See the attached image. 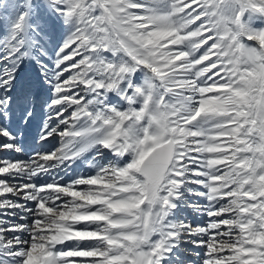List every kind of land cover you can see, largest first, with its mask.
Returning <instances> with one entry per match:
<instances>
[{
	"label": "snow or ice",
	"instance_id": "6c2138e0",
	"mask_svg": "<svg viewBox=\"0 0 264 264\" xmlns=\"http://www.w3.org/2000/svg\"><path fill=\"white\" fill-rule=\"evenodd\" d=\"M0 151V264H264V0H0Z\"/></svg>",
	"mask_w": 264,
	"mask_h": 264
},
{
	"label": "bare ground",
	"instance_id": "6f19581e",
	"mask_svg": "<svg viewBox=\"0 0 264 264\" xmlns=\"http://www.w3.org/2000/svg\"><path fill=\"white\" fill-rule=\"evenodd\" d=\"M52 143H56V142L51 141L48 145H45L44 147L45 148L50 147ZM1 155L3 157H10V158L15 157V155L13 153L8 152V151H1L0 156ZM61 175H63V173H61ZM184 215H187L189 217V219H193V216H192V213L190 210H188L186 213H184ZM187 247L191 248V246H187ZM184 255L187 259H193L194 258L193 254L191 252H185Z\"/></svg>",
	"mask_w": 264,
	"mask_h": 264
},
{
	"label": "rangeland",
	"instance_id": "374dc122",
	"mask_svg": "<svg viewBox=\"0 0 264 264\" xmlns=\"http://www.w3.org/2000/svg\"><path fill=\"white\" fill-rule=\"evenodd\" d=\"M1 152V151H0ZM0 158H4L2 155L0 156ZM13 159H15L16 158V156L15 157H12ZM83 168H84V165L83 164H81L80 165V167H79V169H77V171H82L83 170Z\"/></svg>",
	"mask_w": 264,
	"mask_h": 264
}]
</instances>
